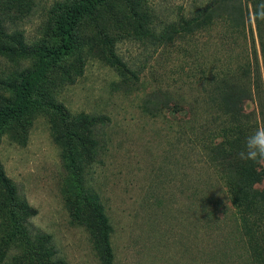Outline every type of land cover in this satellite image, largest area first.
<instances>
[{"label": "rangeland", "instance_id": "obj_1", "mask_svg": "<svg viewBox=\"0 0 264 264\" xmlns=\"http://www.w3.org/2000/svg\"><path fill=\"white\" fill-rule=\"evenodd\" d=\"M59 1L11 2L0 22L8 31L21 32L26 43L38 41L48 12ZM219 2L147 0L152 17L145 38L138 39L129 24L122 32L112 30L125 35L115 55L126 72L109 66L98 50L84 54L82 75L55 98L72 117L109 119L95 128L92 157L81 158V187L63 159L49 115H38L26 131L2 136L0 164L18 197L37 211L28 222L44 235L38 242L46 264H102L86 214L90 195L112 229V264H204L207 240L199 213L206 204L205 189H213L219 204L229 203L191 138L211 122L207 104L212 96L205 80L215 73L223 72L230 85L244 89L245 112L256 111L251 71L257 60L264 90V21L253 13L262 0L233 1L241 17L238 27L215 19L198 32L173 34L167 46L158 39L163 41L161 32L173 33L182 20L198 24L199 12ZM29 64L0 58V77L14 76ZM165 100L170 107L177 104L174 117ZM207 197L213 199L211 193ZM28 231L29 241L36 243L35 232ZM6 258L10 264H40L18 248H10Z\"/></svg>", "mask_w": 264, "mask_h": 264}, {"label": "trees", "instance_id": "obj_2", "mask_svg": "<svg viewBox=\"0 0 264 264\" xmlns=\"http://www.w3.org/2000/svg\"><path fill=\"white\" fill-rule=\"evenodd\" d=\"M233 1L220 0L209 11H200L202 19L198 24L188 19L190 21L182 20L173 33L165 28L159 37L164 39H158L159 44L167 46L172 43L173 34L198 32L201 24H210L215 19L238 27L241 17L235 14ZM11 2L18 0H0V15L9 12ZM151 17L147 0H61L48 12L42 37L29 44L21 32L8 31L0 22V58L30 63L14 76L0 77V141L6 133L26 131L38 115H49L55 141L63 146V159L77 187H81V158L92 157L96 147L95 128L106 125L109 119L72 117L56 102V95L61 87L73 84L82 75L84 54L91 49L100 51L109 66L126 72L125 65L115 55L116 44L125 35H113L112 30L122 32L129 24L138 39H142L147 35ZM262 68L264 74V48ZM251 73L252 97L257 99L255 112H245L244 89L230 85L223 72L205 80L208 94L212 96L207 104L211 122L191 138V142H196L202 150L208 172L223 190L229 206L216 201L213 189H205L206 204L200 207L199 213L200 229L207 240L204 264H264V161L245 162L238 157L246 137L257 127L264 126V90L257 60ZM164 105L172 108L169 113L174 117L177 104L170 107L165 100ZM210 181H206L207 185L213 187ZM210 193L213 199L207 197ZM85 203L101 263L112 264L109 243L112 229L108 219L95 197L87 196ZM74 213L78 214V209ZM36 214L35 209L18 197L0 164V227L3 231L0 264H4L10 248L23 249L35 262L46 264L38 242L44 235L28 222ZM28 230L35 232L36 243L29 241Z\"/></svg>", "mask_w": 264, "mask_h": 264}, {"label": "clouds", "instance_id": "obj_3", "mask_svg": "<svg viewBox=\"0 0 264 264\" xmlns=\"http://www.w3.org/2000/svg\"><path fill=\"white\" fill-rule=\"evenodd\" d=\"M253 18L264 21V0L257 5ZM238 157L245 162L264 161V126L257 127L251 135L246 137L243 148L238 152ZM4 264H10L8 258H5Z\"/></svg>", "mask_w": 264, "mask_h": 264}]
</instances>
